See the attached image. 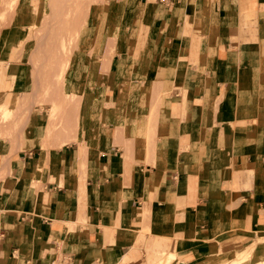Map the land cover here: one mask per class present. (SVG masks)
<instances>
[{
  "label": "crops",
  "instance_id": "1",
  "mask_svg": "<svg viewBox=\"0 0 264 264\" xmlns=\"http://www.w3.org/2000/svg\"><path fill=\"white\" fill-rule=\"evenodd\" d=\"M220 7L194 18L191 37L175 35L180 10L160 7L157 21L154 8L145 29L156 36L107 77L96 70L103 82L82 91L77 123L38 117L28 136L9 138L1 122L0 264H225L250 240L237 254L258 251L264 0ZM20 34L0 29L5 108L36 92L25 60L9 56Z\"/></svg>",
  "mask_w": 264,
  "mask_h": 264
},
{
  "label": "rangeland",
  "instance_id": "2",
  "mask_svg": "<svg viewBox=\"0 0 264 264\" xmlns=\"http://www.w3.org/2000/svg\"><path fill=\"white\" fill-rule=\"evenodd\" d=\"M227 1L231 0H0V29L10 26L21 31L18 44L10 46V59L25 60L30 70L28 87L32 86L36 91L35 94L25 92L18 98L21 101L19 107H14L17 103L12 105L13 108L0 105V124L2 121L9 123V138L17 134L24 138L38 117L40 122L48 118L55 123L53 128L58 129L64 128V122L69 118L77 123L82 91H92L96 84L103 82V78L94 76L96 70H103L105 76L109 71L112 73L121 63L128 62L129 55L133 58L140 52L148 38L156 36L158 30L154 29L152 34L150 29H145L150 28L154 8V20L157 21L160 7L172 12L180 10L185 15L177 20L183 28L175 35L191 37L193 31H197L192 28L194 18L195 22L201 21L198 15L208 19L213 8H222L220 6ZM174 21L171 23L175 24ZM199 38L203 42L200 50L203 55L207 53L204 47L206 36L200 29ZM120 53H125L121 57L124 60L119 59ZM171 57L169 74L177 68L176 51ZM70 77L74 81L72 89L69 87ZM11 78L16 79V74ZM105 84V96H111L107 88L112 85L111 79ZM123 85L124 88L125 83ZM16 100L15 96L14 102ZM28 106L37 107L32 110V115H29ZM76 125H73L74 129ZM13 143L11 140L8 146L10 156L15 151ZM2 175L0 172V177ZM253 241L237 243L233 248L234 258L238 260L246 254L244 259L238 263H233L232 259L225 264H251L255 261L254 264H263V236L256 238V242L260 241L258 251L255 252L252 246L249 252L237 254L250 247Z\"/></svg>",
  "mask_w": 264,
  "mask_h": 264
},
{
  "label": "bare ground",
  "instance_id": "3",
  "mask_svg": "<svg viewBox=\"0 0 264 264\" xmlns=\"http://www.w3.org/2000/svg\"><path fill=\"white\" fill-rule=\"evenodd\" d=\"M65 65H66V64H65ZM59 70H60V69H59ZM63 70H64V69H63ZM248 252H249V251H248ZM251 254H252V253H251ZM245 255H246V254H245ZM245 255H244V254H243L242 256L240 255L241 258H239L238 260H237L236 258H233V263H238L239 260H241V259L243 260L244 257H245ZM231 260H232V259H231ZM242 260H241V261H242ZM255 262H256V261H255ZM255 262H254V263H255ZM254 263H251V264H254ZM262 263L264 264V262H262Z\"/></svg>",
  "mask_w": 264,
  "mask_h": 264
}]
</instances>
